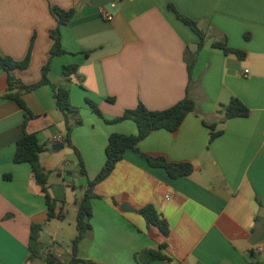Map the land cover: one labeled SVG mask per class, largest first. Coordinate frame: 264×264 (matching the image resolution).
Here are the masks:
<instances>
[{
	"label": "crops",
	"instance_id": "crops-1",
	"mask_svg": "<svg viewBox=\"0 0 264 264\" xmlns=\"http://www.w3.org/2000/svg\"><path fill=\"white\" fill-rule=\"evenodd\" d=\"M81 1L0 0V56L21 61L30 51L29 66L11 72L24 85L37 83L49 61L50 30L57 25L50 6L74 10L60 29L65 53L52 58L48 77L68 87L70 104L82 120L71 140L87 172L80 175L76 153L59 140L66 128L51 86L23 93L24 111L4 98L8 73L0 70V264H47L30 258L32 224L42 227L40 254L67 263L71 248L64 236L71 232L64 223L69 210H77L78 192L103 167L109 136L138 132L132 121L105 120L140 103L150 111L165 110L187 94L195 111L175 132H152L138 150L191 163L192 174L171 178L137 151H126L95 188L92 231L79 243L78 258L138 264L137 253L165 243L162 253L169 260L150 264H264V0H118L106 7ZM176 13L205 34L201 48L199 37ZM214 41L246 56L214 49ZM72 64L77 72L66 82L62 69ZM232 97L250 114L224 121L222 106ZM207 125L221 131L211 143ZM24 132L45 146L40 163L50 172L49 193L63 219H48L30 164L14 162ZM147 205L167 222L168 236L139 213Z\"/></svg>",
	"mask_w": 264,
	"mask_h": 264
},
{
	"label": "trees",
	"instance_id": "trees-1",
	"mask_svg": "<svg viewBox=\"0 0 264 264\" xmlns=\"http://www.w3.org/2000/svg\"><path fill=\"white\" fill-rule=\"evenodd\" d=\"M172 9V8H171ZM173 10V9H172ZM50 11L56 19L57 25L54 29L50 30V37L53 41L50 49L49 61L42 67L41 79L34 84L24 85L18 79H16L12 71L17 69H26L30 63V51L27 56L21 60L16 61L8 56H0V70H4L8 73L7 83L8 90L4 94V98L14 100L18 105L27 111L22 94L32 91L42 85H50L53 91V98L55 100L56 109L63 115L65 122V136L64 143L72 148L78 157L79 173L82 176H86V168L81 158L80 153L72 144V131L75 125H80L82 120L73 109L70 104V92L66 85H55L49 80L50 61L52 58L62 55L65 51L61 45V33L60 29L63 25L70 22L74 15V10H63L57 6H50ZM178 19L189 26L199 37L198 48H201L205 43V34L200 31L196 24L176 13ZM211 47L219 49L225 54H232L240 59L246 56V53L239 50L230 48L225 42L214 41L211 43ZM192 63L188 65L189 81L191 80ZM77 72V65H65L62 69V75L66 82H70L71 77ZM94 112L102 117L100 111L90 103ZM195 102L189 96L186 95L184 99L173 105L172 107L161 111H150L143 104H139L134 109L126 110L122 116L114 120H105L106 122H121L132 121L137 127L136 135H125L119 133H113L108 138V143L105 149L106 160L97 174V176L88 181L83 197L76 202L77 215H76V230L77 234L70 243L71 258L67 263L62 262L56 256L52 254L42 255L40 254L41 245L39 242L40 232L42 230L41 225L32 224L30 228L29 238V251L30 258H41L47 264H96L93 261H84L78 258V246L79 243L92 231L90 223L92 217L91 199L96 197V186L106 179L114 170L117 163L122 160L124 154L128 150L137 151L141 157L145 158L146 162L154 168H163L166 170L171 178L188 177L192 174L194 168L191 163L169 162L163 156H151L140 153L138 145L147 136L156 130H167L169 132H175L182 124L184 118L191 112L195 111ZM224 112V121L230 118L247 117L250 114L249 108L238 98L232 97L228 104L222 106ZM210 129L209 143H211L217 136L221 134V131H215L214 125H207ZM45 150V146L40 144L36 135L25 133L17 141L16 150L14 154L15 163H28L32 169V178L34 182L40 187V191L45 198L48 208V219H63V216L56 213V200L53 199L49 193L48 177L50 172L46 171L40 163V154ZM148 226H154L164 235H169V229L167 222L159 215L156 209L152 205L144 206L139 210ZM166 244L159 245L158 249L143 250L135 255V259L138 264H150L154 260H169L162 251L166 248ZM260 264V263H254Z\"/></svg>",
	"mask_w": 264,
	"mask_h": 264
},
{
	"label": "rangeland",
	"instance_id": "rangeland-1",
	"mask_svg": "<svg viewBox=\"0 0 264 264\" xmlns=\"http://www.w3.org/2000/svg\"><path fill=\"white\" fill-rule=\"evenodd\" d=\"M83 192L84 191H79L78 192V196L79 199L82 198L83 196ZM76 215H77V210L75 208H73V210H69V214L65 220V226L69 229V231L71 232V234H67L65 235V239H67V243H71V241L74 239V237L77 234V230H76Z\"/></svg>",
	"mask_w": 264,
	"mask_h": 264
},
{
	"label": "water",
	"instance_id": "water-1",
	"mask_svg": "<svg viewBox=\"0 0 264 264\" xmlns=\"http://www.w3.org/2000/svg\"><path fill=\"white\" fill-rule=\"evenodd\" d=\"M115 0H82L79 5L82 3H92L96 5L97 7H106L110 4H113ZM62 148V144L54 145L53 149L56 151L58 149Z\"/></svg>",
	"mask_w": 264,
	"mask_h": 264
},
{
	"label": "built area",
	"instance_id": "built-area-1",
	"mask_svg": "<svg viewBox=\"0 0 264 264\" xmlns=\"http://www.w3.org/2000/svg\"><path fill=\"white\" fill-rule=\"evenodd\" d=\"M115 1H118V0H115ZM103 17H105L107 20H112V16L110 14H103ZM245 73H248V71L246 70ZM60 139L63 140L64 138H62V136H61V137H59V140Z\"/></svg>",
	"mask_w": 264,
	"mask_h": 264
}]
</instances>
